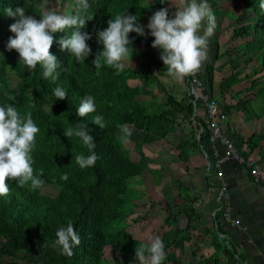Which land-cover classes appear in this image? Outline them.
<instances>
[{
  "label": "trees",
  "instance_id": "16d2710c",
  "mask_svg": "<svg viewBox=\"0 0 264 264\" xmlns=\"http://www.w3.org/2000/svg\"><path fill=\"white\" fill-rule=\"evenodd\" d=\"M45 1L0 0V106L13 104L21 116L30 113L40 129L31 155L34 174L40 175L42 171L40 178L44 181L42 188L32 190L29 185L19 187L16 181L9 180L10 193L0 196V264H128V259L136 260V248L149 240L138 236L139 216H135L131 223H118L120 217L126 215L129 207L134 205L129 204L125 197L130 192L129 180L140 171V163L133 158L130 148L118 139V126L131 125V133L139 137L140 143L130 138L135 140L136 145H142L175 131L181 112L193 115L202 131L196 127L197 130L190 128L182 134L177 143V155L180 160L187 162L194 150L204 151L207 159L214 163V149L209 140L207 124L204 117L195 115V108L203 107L204 102L203 99H196L194 103V95L190 93L185 98H178L171 91L166 93L161 102H156L154 95L151 98L140 97L143 92L141 86L128 83L129 78L138 76L156 77L152 65L156 69H166L160 58L161 49L148 52L137 46L139 42L149 43L147 38L151 36L150 33L145 32V36L135 32L129 34L132 55L140 58L136 68L126 63L124 71L117 74L115 69L104 64L97 74L93 61L103 51L97 32L108 27V20L124 13L137 15L138 23L144 26L156 11L165 8L160 0H89L90 8L86 15L93 19L86 22L81 32L92 37L87 41L91 54L84 62L78 63L74 56L61 50L59 40L73 31L68 29L66 33L53 34L54 44L50 50L60 63L57 70L59 78L45 79L39 65L30 71L20 63L15 50L8 51L6 48L9 38L14 36L10 25L15 22V18L6 15L4 10L9 6L13 10L26 6L27 15L40 19ZM207 2L210 4L211 0ZM243 2L245 11H251V19L236 27L232 36L248 37L242 49L246 54L245 60L256 59L258 65L254 70L264 73V10L259 7L261 0ZM74 7V0H70L65 14L72 13ZM236 65L232 66L236 68ZM204 71L202 77L198 72L195 75L204 84L205 96L216 100L228 115L229 106L220 102L214 94V65L207 63ZM9 75L19 79L17 86L9 83ZM230 77L229 74L222 78L220 89L229 86ZM190 79L192 75L185 77L187 82ZM252 82L254 96L264 102V77ZM56 87L64 89L67 98L56 100L53 94ZM86 95L94 97L96 111L80 117L77 109ZM8 97H14V100ZM97 115L103 116L106 128L101 129L94 124ZM81 122L87 125V130L94 137V151L98 156L94 166L84 169L76 164L74 156H88L91 153L80 138L73 136L70 140L64 135V130ZM256 142L248 141L250 149L255 147ZM242 153L245 158L249 155V151L242 150ZM210 169L213 168H209L208 173ZM151 170L154 172L153 181L158 183L162 176L160 168L153 167ZM217 170L214 168L213 172ZM208 173H205L204 179L210 186ZM65 174L68 176L67 181L61 179ZM182 186L180 183L177 192L189 202H194L197 197L184 193ZM50 188L51 192L48 190ZM179 206L187 222L184 226L179 224L177 213L172 210L164 216L163 222L168 227L162 230L160 236L166 253L163 264H219L221 257L217 256V252H221L229 264H234L239 258L244 259L224 237L223 226L229 222L223 220L221 202L212 212L214 231L211 245L214 253H200L199 247H195L192 249L194 261L183 262L174 248L183 250L186 242L192 239L190 231L199 225L201 214L192 205ZM69 220L73 222L81 240L79 246L73 247L74 255L71 257L61 254L59 248L52 247L57 239V230L66 227ZM46 243L47 246H44ZM106 245L118 250L123 259L115 262L105 257Z\"/></svg>",
  "mask_w": 264,
  "mask_h": 264
},
{
  "label": "clouds",
  "instance_id": "9594fccd",
  "mask_svg": "<svg viewBox=\"0 0 264 264\" xmlns=\"http://www.w3.org/2000/svg\"><path fill=\"white\" fill-rule=\"evenodd\" d=\"M160 2L167 4L168 0ZM74 4V10L70 14L58 13L54 9L46 10L39 15L40 19L27 15L26 6L16 7L15 10L7 7L5 14L15 18V22L10 25L14 36L9 38L7 50H15L19 54L20 63L30 71L39 65L45 79L56 80L59 78L57 70L60 63L50 51L54 44L53 34L73 29L61 37L59 44L61 50L74 56L78 63L84 62L92 51L87 43L92 37L82 33L81 29L93 18L86 15L90 8L89 0H74ZM172 6L176 9L174 18H170L168 8H161L150 17L147 28L154 37L152 47L162 50L160 58L166 66L167 75L181 82L185 77L195 75L207 59L208 41L214 34L216 17L207 0H172ZM259 7L264 10V0H261ZM107 23L106 29L97 32L103 51L97 54L93 64L97 74L104 64L119 74L124 71L126 61L133 56L129 47L132 45L129 34L135 32L139 36H145V28L138 23L137 15L126 13L116 15ZM53 94L56 100L67 98L66 91L60 87H56ZM8 98L14 100V97ZM95 111L94 97L86 95L77 109V115L85 117ZM94 124L101 129L106 128L101 115L95 116ZM118 127V139L127 143L131 136L129 128ZM39 131L30 113L21 116L13 104L0 106V196L10 193L9 180L16 181L19 187L29 185L32 190L43 187L44 181L40 178L43 172L40 175L34 174L31 155ZM64 135L70 140L73 136L80 138L91 153L88 156L75 155L76 164L81 169L94 166L98 156L94 151V137L87 130V125L78 123L64 130ZM61 179L67 181V174ZM56 237L52 247L59 248L61 254L68 257L74 255L73 247L81 243L71 220L66 227L57 230ZM135 256L139 264H163L166 257L165 245L158 236L150 238L148 243L136 248Z\"/></svg>",
  "mask_w": 264,
  "mask_h": 264
},
{
  "label": "crops",
  "instance_id": "0c3cea01",
  "mask_svg": "<svg viewBox=\"0 0 264 264\" xmlns=\"http://www.w3.org/2000/svg\"><path fill=\"white\" fill-rule=\"evenodd\" d=\"M164 5L169 10L170 18H174L176 9L172 6V0H168V3H164ZM209 5L216 17L214 34L210 37L212 39L210 42L215 44L211 45L208 41L207 59L203 62L198 73L202 77L206 64L210 62L214 65L215 85L213 89L215 97L229 106L223 132L239 150L249 151L246 158L257 160L264 166V102L254 96L255 87L251 86L255 74L262 71L251 73L248 70L249 66L257 67L258 63L256 59V64L251 63L252 60H245L246 54L242 52V49L248 37L232 36L236 27L243 22L250 21L251 11H245L243 0H211ZM148 23L149 21L144 24L146 33H150V29L147 28ZM147 39L150 41L149 43L139 42L137 46L142 50L149 49V46L153 44L154 37L150 36ZM154 50L150 51L154 52ZM132 58L139 59L136 55H133ZM231 64H237L236 68ZM228 65L231 66L230 73L226 75H231L228 81L229 86L222 90L219 83L223 77L220 79L219 73L222 68ZM262 77H264V73L259 79ZM248 78L251 79L248 80ZM216 82H219L218 86H216ZM195 115L197 114L195 113ZM197 116L204 117L203 114ZM203 120L205 119L203 118ZM249 140L257 141L253 149H250ZM212 147L217 154L223 153V145L219 142L214 143ZM204 154V151L194 150L192 152L185 167L190 168V176L193 175V179L187 185L181 182L182 191L190 196L195 195L197 199L194 202H189L180 194L183 204L192 205L196 212L201 214L197 229L198 236L206 233L212 238L214 231L212 212L218 207V203L215 201L218 195L217 188L220 183H223L227 195L225 202L230 208L231 216L240 220L239 225L229 222L223 226L224 237L235 246L237 254L244 257V259L239 258L234 264H264V181H254L249 173L248 165L233 159L224 161L216 172H213V169H210V173L205 172L202 164L204 161L206 162ZM205 173L209 174L210 186L204 179ZM202 229L203 233H201ZM211 247L207 251L200 249V253L212 255L215 250L212 245ZM216 254L221 257L219 264H229L221 252Z\"/></svg>",
  "mask_w": 264,
  "mask_h": 264
},
{
  "label": "rangeland",
  "instance_id": "374dc122",
  "mask_svg": "<svg viewBox=\"0 0 264 264\" xmlns=\"http://www.w3.org/2000/svg\"><path fill=\"white\" fill-rule=\"evenodd\" d=\"M70 0H46L41 7V11L46 10H56L58 13L67 12L69 7ZM210 39V38H209ZM242 39V38H241ZM212 39L209 40V42ZM211 45L215 43L210 42ZM147 51L154 50V48L149 46L145 48ZM150 50L148 52H150ZM158 48L154 50L157 52ZM140 58H129L126 63L132 67H137L139 64ZM254 62V63H253ZM251 63H255V59H252ZM232 65V64H231ZM258 65V63H257ZM256 66H249L248 70L251 73H256L254 70ZM153 74L148 76H138L135 78H129L127 81L130 85L141 86L143 92L140 97L151 98L152 95L156 97V102H161L166 93L171 91L175 96L187 97L190 92H192L190 81L187 82L185 78L181 82H177L167 75L166 69H156L155 65L151 66ZM231 69V66H225L221 69L219 77H224ZM263 73H256L254 79L259 78ZM217 76V78H219ZM160 81H157L159 80ZM251 79V78H250ZM248 78V80H250ZM9 83L13 86L19 84V79L15 78L13 75H9ZM218 86L219 82H216ZM205 93V91L203 90ZM202 92V93H203ZM201 111V110H200ZM197 115H202L199 111H195ZM131 129V125H127ZM196 121L193 119V115H188L183 112L179 114L177 129L175 131H170L165 137L155 140L152 143L136 145L135 140L140 143L139 137L131 133V137L128 142L125 143L131 150L133 158H135L140 163L139 174L133 176L129 180L130 192L127 194L126 201L131 205L128 209V215L121 216L118 220V223L125 224L131 223L135 216H139V230L138 236L144 240H150V238L160 237L162 230L168 227L167 224H164V216L169 210L177 213V218L179 224L184 226L186 224V217L182 213L179 204H183L182 196L177 192V189L180 186V183L188 184L192 181L193 175L190 176V168L187 166L186 161L180 160L177 155L178 147L177 143L180 140V136L187 132L190 128L196 129ZM197 130V129H196ZM200 130V127L198 128ZM133 131V128L130 132ZM203 169L205 172L208 170V164L204 161ZM205 165V166H204ZM160 168L162 174L159 182L155 183L153 181L154 172L152 168ZM200 167V166H199ZM197 173V172H196ZM51 192V188L48 189ZM217 203V200H215ZM198 226L191 230L192 240L186 242L183 250L179 248L176 249L177 255L181 258L183 262L185 261H194L192 254V249L199 247L200 249L207 251L211 247L212 238L208 234H203L198 236ZM212 249V247H211ZM172 250V249H170ZM104 256L112 259V261L120 262L123 257L118 250L114 249L110 245L104 247ZM226 261V260H224ZM128 264H139L138 261L134 259H128ZM169 264H178L170 262Z\"/></svg>",
  "mask_w": 264,
  "mask_h": 264
},
{
  "label": "built area",
  "instance_id": "2783aa9c",
  "mask_svg": "<svg viewBox=\"0 0 264 264\" xmlns=\"http://www.w3.org/2000/svg\"><path fill=\"white\" fill-rule=\"evenodd\" d=\"M190 86L192 89V92H190V94L194 95V103H196V99H203V107L201 106L195 108V111H199V113L201 112L204 116L205 122L209 130L208 135L211 145H214V143L219 142L221 145H223L224 148L223 153L221 155L217 154V152L214 151V163L210 162L207 159L206 153L204 154L206 157V163L208 164V169H218L224 161L228 159H233L238 162H245V164L248 165L249 173L254 181H264V166L257 160L245 158L242 151L239 150V148L234 145V142L224 134L223 125L228 115L216 100L208 99L205 96L203 92L204 84L202 83V80L198 78V76L192 75V79H190ZM200 131H202V127L200 128ZM225 190V185L223 183H220L217 188L218 195L216 197V200L218 205L222 202L223 220L226 222H230L234 225H239L240 220L231 216L230 208L225 202L227 196ZM221 198H224V200H221L220 202Z\"/></svg>",
  "mask_w": 264,
  "mask_h": 264
}]
</instances>
